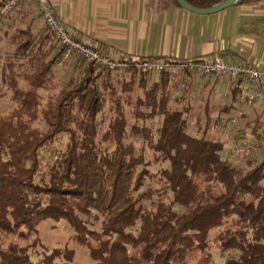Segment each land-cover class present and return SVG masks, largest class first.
<instances>
[{
    "label": "trees",
    "instance_id": "obj_1",
    "mask_svg": "<svg viewBox=\"0 0 264 264\" xmlns=\"http://www.w3.org/2000/svg\"><path fill=\"white\" fill-rule=\"evenodd\" d=\"M186 1L205 9L226 0ZM8 45L0 76V99L11 101L4 110L0 100V264L72 261L73 250L44 246L48 221H67L102 264H264V152L245 158L239 174L227 142L209 134L223 115L231 133L249 129L255 143L264 139V113H247L240 88L216 116L205 76L114 72L75 56L60 65L56 37L32 23L14 27ZM61 135L65 149L56 146ZM147 149L169 166L151 171ZM147 180L159 187L145 189ZM215 230L222 253H232L223 262L210 251ZM197 252L200 260L190 262Z\"/></svg>",
    "mask_w": 264,
    "mask_h": 264
},
{
    "label": "crops",
    "instance_id": "obj_2",
    "mask_svg": "<svg viewBox=\"0 0 264 264\" xmlns=\"http://www.w3.org/2000/svg\"><path fill=\"white\" fill-rule=\"evenodd\" d=\"M47 2L74 38L115 58L212 62L220 56L255 65L264 60V1L239 2L211 14L190 11L172 0ZM30 23L37 30L45 27L37 5L23 3L0 27V38ZM207 78L215 97L229 94L231 101L236 88L251 86L224 77ZM254 112L255 107L247 108L250 115Z\"/></svg>",
    "mask_w": 264,
    "mask_h": 264
},
{
    "label": "built area",
    "instance_id": "obj_3",
    "mask_svg": "<svg viewBox=\"0 0 264 264\" xmlns=\"http://www.w3.org/2000/svg\"><path fill=\"white\" fill-rule=\"evenodd\" d=\"M23 3L36 4L44 19V26L48 28L56 37L61 45V57L59 64H64L71 57H80L86 63L106 68L110 71H130L138 68L145 73H162V72H182L195 73L205 77H224L237 81L242 78L250 85L260 88L253 90L241 89V101L248 102L255 98H264V60L258 64L228 62L218 56L212 62H204L200 60H155L143 58L140 61H134L128 58H115L101 52L98 48L87 45L80 40L74 38L71 33L63 27L56 18V15L48 4L47 0H0V27L6 18ZM223 116V115H222ZM222 116H217L212 123L209 134L211 137L230 135L229 142L226 143L232 152L241 158H247L251 154L264 152V139L255 143L252 132L249 129L231 133L230 130L223 125ZM221 117V118H220ZM233 122H237V118H233ZM218 133V134H217Z\"/></svg>",
    "mask_w": 264,
    "mask_h": 264
},
{
    "label": "rangeland",
    "instance_id": "obj_4",
    "mask_svg": "<svg viewBox=\"0 0 264 264\" xmlns=\"http://www.w3.org/2000/svg\"><path fill=\"white\" fill-rule=\"evenodd\" d=\"M11 35V31L9 34L5 35L4 38H0V76L1 79L2 76L5 73V64L4 59L6 55L11 50L8 41ZM164 61V60H162ZM175 76H181L183 74L182 72H171ZM187 73V72H186ZM154 78L159 77L160 73H152ZM197 79L203 78L199 74L192 73ZM229 80V79H228ZM59 83L56 84L55 88L51 90L50 94H56L59 91L60 88ZM250 90V88H249ZM45 100L47 99L48 93H45ZM233 97V94H232ZM213 102L216 105V116L219 115L218 112L224 108V106L231 101V96L229 94L222 95V93L214 98ZM1 100V106L6 110V107H9L11 104V101L9 99H0ZM5 106V107H4ZM248 107H252V109H256V112L251 114V117H256L259 113H264V98H255L248 102ZM39 127L45 129L46 126L43 123L37 124ZM218 134V133H217ZM224 141L229 142L230 135L227 137L218 134ZM217 136H214L213 138H216ZM68 142V136L67 135H61L58 142L56 143V146L58 149H65L66 144ZM230 149V147H227ZM147 158L151 161V164L149 166L150 170L153 172H156L160 170L163 167H168L169 163H162V162H156L153 160L152 152L147 149ZM235 155V154H234ZM232 159L237 164V168L239 171V174H243L246 169H248L247 161H245V158H241L240 156H233ZM148 187H159V184L156 181L147 180L145 184V189ZM96 228H100V224H96ZM220 233V230H215L211 234V247L210 251L213 253L215 260L218 262L225 261L229 256H232V253L226 252L222 253L219 247L218 242V234ZM41 239L44 244V246L49 250V252L53 251L54 249H71L74 251V257L72 261H68L65 258H62L61 260H58L57 264H102L99 261L94 260L90 255V250L87 246L82 245L75 237V232L72 226L67 221H48L44 223L41 226ZM42 249V248H41ZM202 254L201 252H197L189 257V261L192 263L198 262L201 258Z\"/></svg>",
    "mask_w": 264,
    "mask_h": 264
},
{
    "label": "water",
    "instance_id": "obj_5",
    "mask_svg": "<svg viewBox=\"0 0 264 264\" xmlns=\"http://www.w3.org/2000/svg\"><path fill=\"white\" fill-rule=\"evenodd\" d=\"M242 0H226L220 4H217L213 7H210V8H205V9H199V8H196L194 6H192L191 4H189L186 0H177V2L184 8L190 10V11H194V12H197V13H203V14H211V13H215V12H218V11H221L223 9H226L236 3H239L241 2Z\"/></svg>",
    "mask_w": 264,
    "mask_h": 264
}]
</instances>
